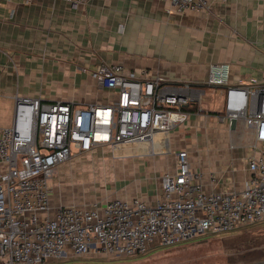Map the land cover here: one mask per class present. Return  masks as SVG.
Here are the masks:
<instances>
[{
    "label": "built area",
    "instance_id": "2783aa9c",
    "mask_svg": "<svg viewBox=\"0 0 264 264\" xmlns=\"http://www.w3.org/2000/svg\"><path fill=\"white\" fill-rule=\"evenodd\" d=\"M65 1L77 7L83 0ZM159 1L184 12L226 0ZM230 69L228 62L210 64L205 84L219 90L222 109L213 115L229 130L235 118V127L243 123L253 137L243 158L248 177L242 188L207 189L202 171L192 167L189 148L182 147L175 151L174 170L160 175L153 204L115 197L52 206L49 180L54 168L73 156L149 142L155 132L184 124L191 114L184 106L200 107L205 84L165 83L145 70L135 76L121 64L102 62L89 74L115 92L109 103L16 96L11 124L0 126V264H38L69 253L131 256L152 244L172 246L201 232L221 233L264 219V149L258 147L264 145V75L232 83ZM209 178L215 179L214 172Z\"/></svg>",
    "mask_w": 264,
    "mask_h": 264
},
{
    "label": "crops",
    "instance_id": "0c3cea01",
    "mask_svg": "<svg viewBox=\"0 0 264 264\" xmlns=\"http://www.w3.org/2000/svg\"><path fill=\"white\" fill-rule=\"evenodd\" d=\"M102 62L121 64L135 76L145 70L150 78L192 86L205 84L210 64L228 62L232 83L259 80L264 75V0L214 1L206 10L184 12L159 0H83L77 7L65 0H0V126L11 124L16 96L77 105L111 102L115 92L89 74ZM204 89L206 102L219 94L206 84ZM199 108L184 124L155 132L149 142L125 143L145 144L146 151L111 159L108 199L139 197L153 204L160 175L174 170L175 151L182 147L189 148L192 167L202 171L207 189H241L249 147L237 143L253 141L238 142L232 134L237 127L229 130L226 122ZM207 117L220 123H207ZM199 144H224L220 159ZM51 181V193L58 188L56 196L50 195L52 206L107 200L93 199L91 185L64 186L54 176Z\"/></svg>",
    "mask_w": 264,
    "mask_h": 264
},
{
    "label": "rangeland",
    "instance_id": "374dc122",
    "mask_svg": "<svg viewBox=\"0 0 264 264\" xmlns=\"http://www.w3.org/2000/svg\"><path fill=\"white\" fill-rule=\"evenodd\" d=\"M208 95V90H205L204 100L200 102V106H203L205 110L199 111L213 116L222 109L221 98L214 93L211 95V100L206 102L205 98ZM206 120L207 123H220L212 117ZM237 125L232 134L239 136L238 142L245 141L247 138L253 141L252 135L247 133L244 124ZM237 145L249 147L252 144L237 143ZM199 146L206 150V153L214 155L216 159H220L224 148V144H199ZM258 147L259 151L264 149L263 144ZM144 151H146L145 144H122L114 152L105 147L93 153L78 154L58 164L52 176L64 186L74 185L83 188L91 185L94 191L92 195L95 196L93 199L105 200L109 198V190L112 187L109 185V180L114 176V172L109 170L111 159L127 154L140 155ZM50 182H52L51 179ZM52 191L50 195L56 196L58 188H53ZM261 260H264V219L221 233L201 232L172 246L152 244L144 252L131 256H111L98 252L82 255L69 253L59 257H48L38 264H251Z\"/></svg>",
    "mask_w": 264,
    "mask_h": 264
},
{
    "label": "water",
    "instance_id": "95a60500",
    "mask_svg": "<svg viewBox=\"0 0 264 264\" xmlns=\"http://www.w3.org/2000/svg\"><path fill=\"white\" fill-rule=\"evenodd\" d=\"M235 124H236V120H235V118H232L230 120V129H233L235 127ZM251 264H264V260L256 261V262H253Z\"/></svg>",
    "mask_w": 264,
    "mask_h": 264
},
{
    "label": "trees",
    "instance_id": "16d2710c",
    "mask_svg": "<svg viewBox=\"0 0 264 264\" xmlns=\"http://www.w3.org/2000/svg\"><path fill=\"white\" fill-rule=\"evenodd\" d=\"M184 108L192 111V110L197 109V106H196V104L192 103V104H188V105L184 106Z\"/></svg>",
    "mask_w": 264,
    "mask_h": 264
}]
</instances>
